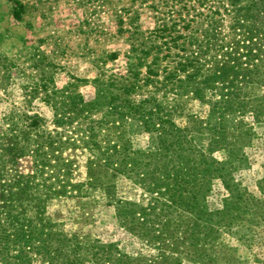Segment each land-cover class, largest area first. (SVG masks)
Masks as SVG:
<instances>
[{"label": "trees", "instance_id": "16d2710c", "mask_svg": "<svg viewBox=\"0 0 264 264\" xmlns=\"http://www.w3.org/2000/svg\"><path fill=\"white\" fill-rule=\"evenodd\" d=\"M8 1L18 20L30 7L28 0ZM244 1L130 0L113 13L117 23L125 17L128 33L124 75L96 78L91 99L56 88L50 78L23 87L21 107L0 118V264H119L107 247L65 236L45 217L49 201L79 194L84 185L112 197L118 176L149 195L146 206L126 202L119 213L129 231L153 245L170 240L191 260L241 264L222 238L248 247L264 226V190L257 198L232 174L245 160L252 128L236 121L228 129L234 114L264 117V0ZM141 8L151 12L153 28H140ZM188 94L208 102L206 118L175 120ZM37 95L53 109L49 123L28 108ZM139 133L148 135L143 149L133 144ZM219 150L223 160L211 156ZM76 151L87 155L83 182L73 177ZM21 157L30 159L28 173L15 168ZM214 179L227 195L208 211ZM154 223L165 237L168 230L178 236L152 234ZM125 264L142 263L129 257Z\"/></svg>", "mask_w": 264, "mask_h": 264}, {"label": "rangeland", "instance_id": "374dc122", "mask_svg": "<svg viewBox=\"0 0 264 264\" xmlns=\"http://www.w3.org/2000/svg\"><path fill=\"white\" fill-rule=\"evenodd\" d=\"M28 4L30 7L18 20L12 15L11 2L0 0V118L12 108L21 107L23 87L28 86L29 89L35 81L43 78H50L56 88L69 86L85 99H91L95 94L96 78L125 74L126 56L129 54L125 17L120 24L113 13L116 8L129 6L130 0H28ZM139 14L141 29L154 27L150 11L141 8ZM110 54H114L113 57ZM260 94L264 98V85ZM39 96L31 99L28 108L49 123L53 109ZM180 99L181 106L174 116L176 121L182 122L189 117L204 119L208 115L210 105L205 100L192 94L183 95ZM236 121L251 127L252 135L249 145L243 150V164L232 174L240 188L260 198L264 190V117L255 120L251 111L244 115L234 114L228 124L229 130ZM199 141L206 146L204 137ZM147 142L146 133L133 136L135 148L143 149ZM224 155L219 150L211 156L223 160ZM86 157L82 151L72 154L75 182L85 179ZM30 165L28 157H21L17 159L15 168L18 173L25 174L29 172ZM226 195L223 184L214 179L205 196V209L212 211L221 207ZM148 199L149 195L138 184L118 176L112 197L107 198L101 190L84 185L79 194L72 193L49 201L45 217L65 236L86 238L91 243L107 247L109 256L118 258L119 264H125L129 257L142 264H206L191 260L187 255H179L169 246L170 240L166 238L177 237L176 232L168 230L165 237L158 231L160 227L152 224V234L166 239L165 244L159 246L143 241L125 227L122 220L125 217L120 215L125 212V206L129 207L125 203L133 202L135 206L131 207L139 210L147 205ZM223 228L220 230H226ZM235 229L232 227L231 231ZM222 240L236 247L241 264H264V226L251 246L247 247L231 236L225 235Z\"/></svg>", "mask_w": 264, "mask_h": 264}]
</instances>
